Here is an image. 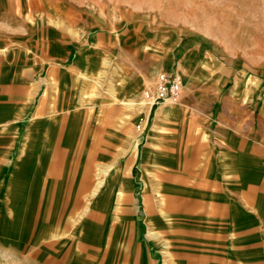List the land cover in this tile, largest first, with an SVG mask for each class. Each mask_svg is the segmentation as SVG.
I'll list each match as a JSON object with an SVG mask.
<instances>
[{"label":"crops","instance_id":"0c3cea01","mask_svg":"<svg viewBox=\"0 0 264 264\" xmlns=\"http://www.w3.org/2000/svg\"><path fill=\"white\" fill-rule=\"evenodd\" d=\"M21 1L0 0V251L264 264V72L201 36L57 25ZM165 73L179 102L142 110Z\"/></svg>","mask_w":264,"mask_h":264},{"label":"rangeland","instance_id":"374dc122","mask_svg":"<svg viewBox=\"0 0 264 264\" xmlns=\"http://www.w3.org/2000/svg\"><path fill=\"white\" fill-rule=\"evenodd\" d=\"M29 1L18 2L24 15L31 10L39 17L51 13L55 17L52 23L57 25L65 19L77 27L85 23L96 27L114 24L117 33L123 35L129 24H136V30L148 25L157 31L175 29L201 36L231 58L241 59V68L255 74L264 72V0H40L38 8H31ZM155 91L146 92L153 95ZM146 92L140 97L142 110L146 108ZM29 225L26 221L24 228ZM0 264L30 263L20 253L0 251Z\"/></svg>","mask_w":264,"mask_h":264},{"label":"built area","instance_id":"2783aa9c","mask_svg":"<svg viewBox=\"0 0 264 264\" xmlns=\"http://www.w3.org/2000/svg\"><path fill=\"white\" fill-rule=\"evenodd\" d=\"M156 84V91L153 95L146 92L145 96L149 100L148 107L159 106L166 102H179L183 90L179 75L161 74Z\"/></svg>","mask_w":264,"mask_h":264},{"label":"bare ground","instance_id":"6f19581e","mask_svg":"<svg viewBox=\"0 0 264 264\" xmlns=\"http://www.w3.org/2000/svg\"><path fill=\"white\" fill-rule=\"evenodd\" d=\"M187 70V69H186ZM180 72V71H179ZM182 82V81H181ZM182 84V83H181ZM184 85V84H183ZM145 99H144V105H147V103H149V101H148V99H147V97L145 96L144 97ZM101 182V181H100Z\"/></svg>","mask_w":264,"mask_h":264}]
</instances>
